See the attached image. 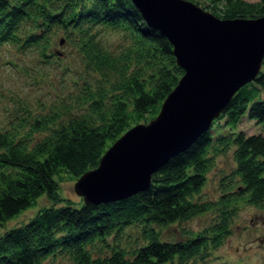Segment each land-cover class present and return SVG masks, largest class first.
<instances>
[{"label":"trees","instance_id":"obj_1","mask_svg":"<svg viewBox=\"0 0 264 264\" xmlns=\"http://www.w3.org/2000/svg\"><path fill=\"white\" fill-rule=\"evenodd\" d=\"M205 5L220 17L264 14V0H208ZM98 23L117 27L131 42L111 48L97 34ZM51 24L61 26L67 38H75L84 68L97 75L88 76L90 80L75 94L76 113L59 124L50 125L58 117L54 109L18 119L8 127L0 123V222L40 194L51 200L0 232V264H43L57 251L67 252L77 264L171 260L193 264L204 257L206 247L217 245L229 233L232 215L227 206L232 201L244 198L264 206V95L260 94L264 54L256 75L234 91L206 129L151 172L146 187L98 202L82 196L73 202L61 195L59 176L67 172L76 179L95 166L127 128L147 122L183 70L167 37L144 21L132 0H0V41L10 39L26 46L47 37L41 31ZM242 116L255 120L262 130L246 132L237 127ZM220 117L225 128L217 131L214 123ZM42 128L49 129L35 137L34 131ZM230 143L234 144L235 182L221 184L215 198L198 199L213 163L209 147ZM212 207L217 209L214 219L201 229H192L183 238L160 236L166 222ZM134 222L139 223L143 240L128 248L115 236ZM109 234H113L110 240ZM94 238H100L108 252L91 253L88 243Z\"/></svg>","mask_w":264,"mask_h":264},{"label":"water","instance_id":"obj_2","mask_svg":"<svg viewBox=\"0 0 264 264\" xmlns=\"http://www.w3.org/2000/svg\"><path fill=\"white\" fill-rule=\"evenodd\" d=\"M171 43L182 67L159 110L127 128L73 183L85 201L146 187L151 172L206 129L234 91L252 79L264 54V14L220 17L193 0H132Z\"/></svg>","mask_w":264,"mask_h":264},{"label":"rangeland","instance_id":"obj_3","mask_svg":"<svg viewBox=\"0 0 264 264\" xmlns=\"http://www.w3.org/2000/svg\"><path fill=\"white\" fill-rule=\"evenodd\" d=\"M206 2L208 0H199L196 3L207 8ZM24 25L25 23L22 27ZM96 27L97 34L105 44L106 42L110 44L111 48H119L131 42L130 36L117 27L99 23ZM41 32L47 37H40L26 46H21L10 39L0 41V123L6 127L16 123L18 119L49 110L51 112L53 109L58 111V117L50 125L65 121L69 115L76 113L79 107L75 94L82 88L84 81L90 80L88 76L97 75L91 69L86 71L75 38H67L61 26L51 24ZM85 72L87 75H84ZM260 86V94L264 95V86ZM218 121V124L214 123V129L224 130L225 126L221 124L223 117ZM236 126L246 132L262 130L259 123L246 116H242ZM22 128L24 130L28 128L26 122ZM48 129L35 130L34 136L37 137ZM233 146L234 144L230 143L217 149L209 147L213 163L206 171L204 182L197 194L198 199L215 198L220 193L221 184L230 180L235 182L237 175ZM74 180L75 177L63 172L58 180L59 193L77 202L81 195L73 188ZM50 202L44 193L36 196L28 206L2 220L0 232L27 219L39 206ZM227 208H231L232 215L229 233L223 236L217 245L206 247L204 257L194 259L193 264H264V206L239 198L236 202L232 201ZM216 211L217 209L212 207L190 218L166 222L159 229V234L163 238L171 239L186 237L192 229L199 230L208 221L213 220ZM112 235H107L108 240ZM115 237L128 248L143 240L141 227L135 222L126 225ZM101 242L100 238H94L89 242L90 252L94 254L108 252L109 248ZM43 264L77 263L67 252L57 251L46 258ZM165 264H175V261H166Z\"/></svg>","mask_w":264,"mask_h":264}]
</instances>
